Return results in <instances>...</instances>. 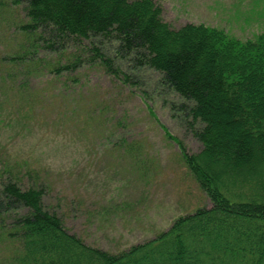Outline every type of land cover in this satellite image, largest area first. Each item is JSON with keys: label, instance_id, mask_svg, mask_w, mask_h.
Returning <instances> with one entry per match:
<instances>
[{"label": "trees", "instance_id": "trees-1", "mask_svg": "<svg viewBox=\"0 0 264 264\" xmlns=\"http://www.w3.org/2000/svg\"><path fill=\"white\" fill-rule=\"evenodd\" d=\"M11 1L26 10L22 31L35 51L0 58V75H38V48L66 59L49 72H72L84 59L123 81L142 68L158 72L201 144L189 152L181 143V156L211 205L112 252L69 230L36 179L4 167L0 234L13 247L0 264H264V31L243 40L204 23L175 27L156 0ZM29 91L19 89L25 100Z\"/></svg>", "mask_w": 264, "mask_h": 264}, {"label": "rangeland", "instance_id": "rangeland-1", "mask_svg": "<svg viewBox=\"0 0 264 264\" xmlns=\"http://www.w3.org/2000/svg\"><path fill=\"white\" fill-rule=\"evenodd\" d=\"M156 1L175 27L204 23L243 40L264 31V0ZM27 21L23 5L0 0V58L35 51L22 31ZM36 52L44 59L38 75L17 69L6 79L0 75V172L8 167L26 183L36 179L69 230L112 252L211 205L181 156V143L189 152L201 144L158 72L142 68L123 81L88 59L72 72H49L44 68L66 59ZM24 83L29 100L19 92ZM12 247L0 234V261Z\"/></svg>", "mask_w": 264, "mask_h": 264}]
</instances>
